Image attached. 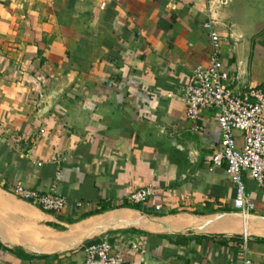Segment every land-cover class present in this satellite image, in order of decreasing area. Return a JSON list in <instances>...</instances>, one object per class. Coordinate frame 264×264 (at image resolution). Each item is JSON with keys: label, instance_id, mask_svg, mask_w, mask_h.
Here are the masks:
<instances>
[{"label": "crops", "instance_id": "crops-1", "mask_svg": "<svg viewBox=\"0 0 264 264\" xmlns=\"http://www.w3.org/2000/svg\"><path fill=\"white\" fill-rule=\"evenodd\" d=\"M222 1L0 0V264H82L102 234L125 264H239L245 235L264 264V193L245 177L256 208L234 207L216 112L194 122L182 100L211 18L233 86L264 84V0ZM18 183L69 203L44 210Z\"/></svg>", "mask_w": 264, "mask_h": 264}, {"label": "built area", "instance_id": "built-area-1", "mask_svg": "<svg viewBox=\"0 0 264 264\" xmlns=\"http://www.w3.org/2000/svg\"><path fill=\"white\" fill-rule=\"evenodd\" d=\"M227 4V0L222 1ZM211 18L205 23L212 40L210 52L211 64L198 65L186 78L182 91V100L185 104L187 117L197 122L203 112L212 109L216 112L220 127L221 142L211 153L214 165H225L227 172L236 185L234 207L243 215H248L256 208V204L247 190L245 177L252 179L264 193V84L235 88L233 77L222 69L221 53L224 39L214 29ZM162 96L163 93H156ZM172 97L171 92L165 94ZM200 126L195 124L194 129ZM242 133L241 145L235 135ZM30 144V143H29ZM27 152H32L28 148ZM12 193L22 199L32 202L44 210L61 211L69 203L68 198L55 191L40 192L36 189L24 187L18 183ZM157 195L151 185L133 190L128 203H145ZM77 202L76 206H81ZM162 204H155V209L161 210ZM245 241L240 246L239 264H252ZM132 248L137 246L132 244ZM126 257L111 242L109 234H102L98 238L86 243L82 264H125Z\"/></svg>", "mask_w": 264, "mask_h": 264}, {"label": "bare ground", "instance_id": "bare-ground-1", "mask_svg": "<svg viewBox=\"0 0 264 264\" xmlns=\"http://www.w3.org/2000/svg\"><path fill=\"white\" fill-rule=\"evenodd\" d=\"M244 228H245V230H248V224L246 225V226H244ZM45 236H48L47 234L45 235ZM76 235H74V237H75ZM85 236V235H84ZM64 249V248H63Z\"/></svg>", "mask_w": 264, "mask_h": 264}, {"label": "rangeland", "instance_id": "rangeland-1", "mask_svg": "<svg viewBox=\"0 0 264 264\" xmlns=\"http://www.w3.org/2000/svg\"><path fill=\"white\" fill-rule=\"evenodd\" d=\"M85 241H86V240H85ZM85 241H83L82 243H80V245L83 244V243H85ZM80 245H79V246H80Z\"/></svg>", "mask_w": 264, "mask_h": 264}, {"label": "water", "instance_id": "water-1", "mask_svg": "<svg viewBox=\"0 0 264 264\" xmlns=\"http://www.w3.org/2000/svg\"><path fill=\"white\" fill-rule=\"evenodd\" d=\"M49 106H47L46 108H48Z\"/></svg>", "mask_w": 264, "mask_h": 264}, {"label": "trees", "instance_id": "trees-1", "mask_svg": "<svg viewBox=\"0 0 264 264\" xmlns=\"http://www.w3.org/2000/svg\"><path fill=\"white\" fill-rule=\"evenodd\" d=\"M114 244V243H113Z\"/></svg>", "mask_w": 264, "mask_h": 264}]
</instances>
